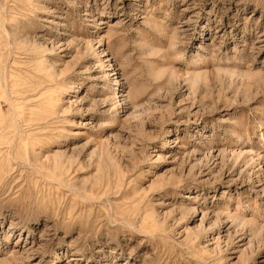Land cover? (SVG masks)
<instances>
[{"label": "rangeland", "instance_id": "1", "mask_svg": "<svg viewBox=\"0 0 264 264\" xmlns=\"http://www.w3.org/2000/svg\"><path fill=\"white\" fill-rule=\"evenodd\" d=\"M0 264H264V0H0Z\"/></svg>", "mask_w": 264, "mask_h": 264}]
</instances>
